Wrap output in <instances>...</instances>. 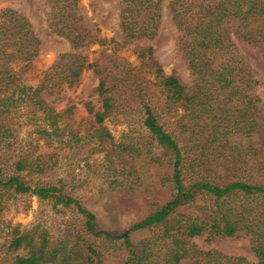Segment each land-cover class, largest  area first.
Instances as JSON below:
<instances>
[{"label":"trees","instance_id":"16d2710c","mask_svg":"<svg viewBox=\"0 0 264 264\" xmlns=\"http://www.w3.org/2000/svg\"><path fill=\"white\" fill-rule=\"evenodd\" d=\"M47 2L51 5L48 28L63 37L71 50L58 54L36 84L5 70L8 64L31 63L38 53V39L20 13L12 8L0 10V212L5 200L32 195L40 202L50 201L51 208L59 205L78 215L86 238L80 244L66 240L56 245L49 243L45 229L20 228L16 223L3 242L11 253V264L90 263L108 252L96 242L113 248L122 264H177L184 258L192 264H264V173L246 177L239 169L247 162L239 153L228 151L236 148L230 144L231 137H256L259 146H264V114L256 106L259 99L254 93L257 82L243 67L235 45L240 41L258 47L264 60V0H169L168 11L178 33L175 48L186 60L192 77L190 90L163 73L150 46L136 55L151 80L116 58L105 65L86 62L76 50L88 44L90 36L73 10L75 0H70L72 9L68 10L64 0ZM119 4L122 43L151 40L157 31L160 0H119ZM82 69H91L98 76L94 93L99 110L89 100L82 105L92 115L90 127L97 125L93 131L104 140V147L109 150L114 142L101 126L103 120L131 107L159 150L145 157L151 172L136 177L146 212L119 232L97 223L75 194L73 183L61 178L53 182L25 180L19 174L23 170L39 178L46 176L47 162L41 154L33 157L29 146L26 150L10 148L12 134L6 124L14 116L32 119V124L41 120L47 128L38 134L47 144L63 135L76 137L60 121L70 115L73 106L57 112L46 99L72 87ZM211 143L219 149L214 156L206 151ZM134 151L137 155V148ZM263 163L264 159H257L252 165ZM217 165H222V172L212 176ZM163 188L168 196L159 202ZM138 230L146 234L134 241L130 233ZM202 233L208 240L246 235L257 261L251 263L215 249L201 250L188 241Z\"/></svg>","mask_w":264,"mask_h":264},{"label":"rangeland","instance_id":"374dc122","mask_svg":"<svg viewBox=\"0 0 264 264\" xmlns=\"http://www.w3.org/2000/svg\"><path fill=\"white\" fill-rule=\"evenodd\" d=\"M64 1L65 10L72 9L68 6L70 0ZM168 2L169 0H160L157 31L151 40L141 38L122 43L118 27L119 0H75L73 10L80 15V24L90 36V42L76 52L84 56L86 62H96L98 65H105L110 59L116 58L121 64L127 63L136 67L144 79L151 80L143 62L136 55L139 49L150 46L152 56L161 66L163 73L174 76L190 90L192 77L186 60L175 48L178 33L171 22ZM50 7L47 0H0V10L12 8L20 13L29 22L38 39V53L31 63H12L5 66V70L20 73L28 84H36L58 54L71 50L69 43L51 32L47 26L46 17ZM235 45L243 67L257 82L254 93L259 102L256 106L260 113L264 114V60L261 51L258 47L240 41H235ZM97 82L98 76L91 69H82L72 87L63 88L57 95H49L46 99L57 112L73 106L70 115L62 117L60 121L68 124L65 130L69 128L75 131L74 138L63 135L61 140L55 138V141L45 143L38 134L41 129L47 128L41 120L32 124V119L14 116L16 119L9 120L10 124L6 125L12 134L9 137L10 148L26 150L29 146L28 151L32 152V156L41 154L49 167L47 175L42 178L28 170L19 172L25 180L53 182L61 178L73 183L75 194L83 207L95 215L97 223L102 228L119 232L146 212L147 207L141 198L142 188L136 189V177L151 172L146 169L151 164H147L149 162H146L145 157L159 153V150L152 145L140 126L137 112L132 111L131 107L127 108L125 113L121 112L116 117L110 116L103 120L101 126L111 134L114 142L112 148L107 145L109 150L104 147V140L100 141L93 131L97 125L90 127L93 125L92 115L87 113L82 105L83 100H89L94 110H99L100 103L94 93ZM177 112L179 111H176V114ZM229 141L238 150L231 147L228 151L239 153L241 159L247 162L246 165L240 166L242 174L249 177L264 173V163L252 165L257 159H264V146H259L256 137L251 140L231 137ZM135 148L137 155L134 153ZM218 150L215 143H211L206 151L214 156ZM228 151L225 150L224 153ZM220 172L222 165H217L216 172L211 175L218 176ZM112 180L115 182L109 183ZM120 188L123 191L118 192ZM160 191L159 202L168 196L166 188ZM3 204L5 205L0 212V264H11V253L5 249L3 242L8 238L11 226L16 223L20 228L32 227L35 231L45 229L49 243L56 245L66 240L80 244L81 240L86 238L80 230L78 215L59 205L51 208L50 201L40 202L35 196L24 194L5 200ZM145 234L144 230L132 231L130 238L136 241ZM188 241L201 250L215 249L227 255L241 256L251 263L257 261L250 249L248 237L242 233L210 240L202 233L189 238ZM96 245L109 253L105 252L99 260L93 259L86 264H122L113 248L106 245L101 247L97 242ZM177 264H192V261L184 258Z\"/></svg>","mask_w":264,"mask_h":264}]
</instances>
